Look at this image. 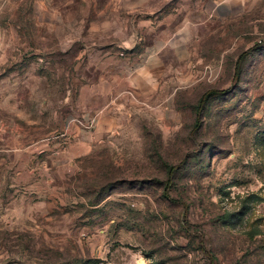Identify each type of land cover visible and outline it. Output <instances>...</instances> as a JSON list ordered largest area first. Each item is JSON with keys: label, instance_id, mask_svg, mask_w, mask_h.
Listing matches in <instances>:
<instances>
[{"label": "rangeland", "instance_id": "1", "mask_svg": "<svg viewBox=\"0 0 264 264\" xmlns=\"http://www.w3.org/2000/svg\"><path fill=\"white\" fill-rule=\"evenodd\" d=\"M0 264H264V0H0Z\"/></svg>", "mask_w": 264, "mask_h": 264}, {"label": "trees", "instance_id": "2", "mask_svg": "<svg viewBox=\"0 0 264 264\" xmlns=\"http://www.w3.org/2000/svg\"><path fill=\"white\" fill-rule=\"evenodd\" d=\"M206 98H207V97L205 96V97H203V98L201 99L200 104H199V106H198V113L201 112V110H202V106H203V104H204ZM198 116H199V115H198ZM173 172H174V168H171V169H170V172H169L170 179L173 177ZM168 182H169V181H168ZM168 189H169V186H168ZM167 192H168V190H167ZM164 195H165L166 198L169 199L168 193H165Z\"/></svg>", "mask_w": 264, "mask_h": 264}, {"label": "built area", "instance_id": "3", "mask_svg": "<svg viewBox=\"0 0 264 264\" xmlns=\"http://www.w3.org/2000/svg\"><path fill=\"white\" fill-rule=\"evenodd\" d=\"M97 122V118L93 117L88 121V124H85V129L87 130H92L93 127L95 126V123Z\"/></svg>", "mask_w": 264, "mask_h": 264}]
</instances>
